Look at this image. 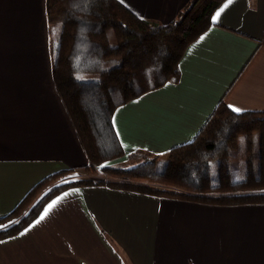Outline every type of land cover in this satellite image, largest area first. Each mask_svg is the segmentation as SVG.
Masks as SVG:
<instances>
[{
  "label": "crops",
  "instance_id": "1",
  "mask_svg": "<svg viewBox=\"0 0 264 264\" xmlns=\"http://www.w3.org/2000/svg\"><path fill=\"white\" fill-rule=\"evenodd\" d=\"M118 1L167 26L194 0ZM221 102L264 112V0H225L184 51L178 79L116 110L125 155L114 162L192 142ZM87 166L54 81L47 0H0V219L46 178ZM0 264H264V203L73 187L0 240Z\"/></svg>",
  "mask_w": 264,
  "mask_h": 264
},
{
  "label": "trees",
  "instance_id": "2",
  "mask_svg": "<svg viewBox=\"0 0 264 264\" xmlns=\"http://www.w3.org/2000/svg\"><path fill=\"white\" fill-rule=\"evenodd\" d=\"M224 1L194 0L178 20L162 26L140 19L118 0H47L54 81L88 156L84 169L101 168L122 181L65 184L28 208L54 178L76 172L60 171L0 219L3 225L22 217L0 230V240L21 232L47 202L79 186L108 185L214 205L264 203V112L236 113L221 102L192 142L164 155L140 154L151 158L132 168L114 162L125 155L113 126L116 110L178 79L184 51ZM235 149L241 174L231 163Z\"/></svg>",
  "mask_w": 264,
  "mask_h": 264
},
{
  "label": "rangeland",
  "instance_id": "3",
  "mask_svg": "<svg viewBox=\"0 0 264 264\" xmlns=\"http://www.w3.org/2000/svg\"><path fill=\"white\" fill-rule=\"evenodd\" d=\"M238 151L240 150L235 149L234 152H232L231 163H232V166L238 168L239 170L238 173L241 174V171H240L242 168L240 167L241 158L239 157ZM146 158H151V157H146L143 155L134 156V158L131 159V161H129L128 163H124L123 166L128 167V168L135 167L141 164L143 160ZM77 181H88V182H92L95 184H98V183L107 184L108 182L122 181V180L120 178L111 176L109 173L103 171L101 168L93 169V170L82 169V170L73 172L71 174L61 175L59 177L54 178L45 188H43L39 193H37L28 208H31L33 205L37 204L40 200H42L45 196H47L55 188L60 187L65 184L74 183ZM132 183H142V182H137L135 180H132ZM147 185L149 187H153L156 189H166V187H163L161 185H157L154 183H147ZM21 218L22 217L20 216L19 218H14L13 220L9 222L3 225H0V230H4V229L12 227L13 225L19 224Z\"/></svg>",
  "mask_w": 264,
  "mask_h": 264
},
{
  "label": "snow or ice",
  "instance_id": "4",
  "mask_svg": "<svg viewBox=\"0 0 264 264\" xmlns=\"http://www.w3.org/2000/svg\"><path fill=\"white\" fill-rule=\"evenodd\" d=\"M229 3H231V0H229ZM221 11H223V9H221ZM219 15H220V13L218 12L217 14H216V17H214L213 19H214V21H215V19L216 18H218L219 17ZM203 38V37H202ZM233 111H240V109H236V108H233Z\"/></svg>",
  "mask_w": 264,
  "mask_h": 264
}]
</instances>
